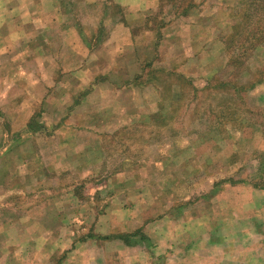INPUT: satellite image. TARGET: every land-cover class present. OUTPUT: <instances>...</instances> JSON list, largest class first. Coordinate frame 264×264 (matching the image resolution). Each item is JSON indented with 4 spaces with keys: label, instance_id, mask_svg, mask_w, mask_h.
<instances>
[{
    "label": "rangeland",
    "instance_id": "rangeland-1",
    "mask_svg": "<svg viewBox=\"0 0 264 264\" xmlns=\"http://www.w3.org/2000/svg\"><path fill=\"white\" fill-rule=\"evenodd\" d=\"M73 6L0 0V264H74L87 240L110 264L115 239L100 237L136 229L150 242L122 243L150 264L158 234L145 226L162 218L182 238L196 219L194 238L162 236L157 250L264 264V193L250 191L264 189V0H160L117 60L91 67L95 47L63 28L100 9L74 17ZM221 179L250 186L241 202ZM202 226L232 241L211 247Z\"/></svg>",
    "mask_w": 264,
    "mask_h": 264
},
{
    "label": "crops",
    "instance_id": "crops-1",
    "mask_svg": "<svg viewBox=\"0 0 264 264\" xmlns=\"http://www.w3.org/2000/svg\"><path fill=\"white\" fill-rule=\"evenodd\" d=\"M78 1H81V2H78ZM73 2H74V6H75V3H78L74 8V11H73L74 13H72L74 17H76L77 14L83 15V16L89 15V13L93 10V7L95 6V2L98 3V9H100L99 10L100 13L97 14V18L90 17V15L88 18H86L87 23H90L92 25H83V23L81 22L78 24L74 23L70 26H66L65 28H63V34L65 33L72 34V35L78 34V40L80 42H84V41L86 42L87 40L93 45V46L91 45L92 47H95L93 48L94 57H91V58L89 57L90 58L89 60H92L91 63L89 62V65L91 67L94 65H104L105 63H109L111 59L116 58L117 60L121 56L120 53L124 51V46H126V44L128 45V44L133 43L134 28L137 29L140 27L141 29H145V22H146L148 14H150L152 11H155V9L158 8L160 0H110L108 3L110 4L112 3L120 9V13L118 14H112L108 12L109 7L105 6L106 0H72V3ZM105 9L107 10V12ZM179 18H184V17L179 16ZM87 29L88 31L90 30L91 32L88 34V35L91 34V37L89 39H86L83 36L84 33H87L86 32ZM137 30L141 31L139 29ZM140 63L141 61L139 60L132 61V64H136V66H139ZM119 67L120 65L118 66V68ZM120 71H118V73ZM89 76H90L89 81L91 82L92 76L90 74ZM99 78L101 80L100 83L107 81L105 79V76H102ZM92 85H95V84L93 83ZM248 187L250 186L243 184V182H239L233 185L232 184L225 185L224 189L231 190L232 196L235 195V200L241 202L242 196L241 194H237V192L238 191L241 192V190L247 191ZM250 191H255V193L259 195H261V193H264V189H258V188H253V190H250ZM221 194H223V190L221 191ZM216 196H218V194ZM256 197H257L256 198L257 201L255 202V204L259 207H263L264 200L261 197H258V196ZM233 214L235 215V219L237 221L241 220L242 216L240 214L237 215V212L236 213L233 212ZM194 221L196 222V219L191 220L188 218L184 220V223L186 224L187 222V224L189 225V231H188V234L186 235V237L188 236L189 240H192L194 238V235L192 233V226H193L192 223ZM176 222H172V220H167V219L162 218V219L156 220L155 222H153V224H146L145 226L146 228H151L154 232H156V234H158V241L153 245H154V249L156 250V252H160V257H164L165 259L174 260V261L175 259H178L179 264H190L189 261L195 258L197 259V261L201 259L203 261L202 262L203 264H222L224 262L229 264L231 261L234 264H237V263L240 264L241 262L248 264L246 261L245 262L243 261V259L240 257L241 256L240 254L238 255V253L234 251H230V250L226 252L225 254L222 253L220 255H219V252L213 253L203 248L197 249V250L196 249L188 250L186 248V251L189 253H185L184 255H175L176 250L171 249L172 246H167L168 249L161 248L157 250L158 246L160 247L164 246L163 245L164 242L161 241L162 236H164L165 238H170L169 244H171V240L174 239L176 235H179L181 239L185 240L186 247L190 245L189 243L190 241L187 240L186 237L182 238L183 234L181 232L179 233L178 230L176 232L174 231V227L175 225H177ZM167 223L172 224V225L168 226ZM257 224L258 223L255 222L254 224L255 229H257ZM217 231H218V234L215 230L210 232L207 227H203V226L196 228L194 230V232L198 234L197 236H199V234L200 236H202L203 234L207 233L205 240H207L210 243L209 245L211 247H212V244H218L221 242V245H222V243H224L225 241H228V242L232 241V239L231 240L225 239L220 230H217ZM161 233L165 235H161ZM259 233L260 231L258 230L248 232L247 234L249 236L246 237V239H248V242L249 241L253 242L255 236L258 238L260 237V234H262V233L260 234ZM217 235H220V236L222 235V237L217 239ZM159 237H160V240H159ZM159 241H160V244H159ZM113 242L117 248L114 250H111V253H109L108 255L105 254L106 257L109 258L110 264H147L146 259H150V257H152V255H150V257H148V255H145L146 253H150V251L142 252L141 249L139 248L137 249V247L125 246L122 243V240L120 239H115ZM206 242H203V246H206ZM232 246H234V243H232ZM262 248H263L262 245H259V246L256 245L254 247L247 248V249H257L259 252H261ZM182 251L183 250H179V252H182ZM190 251H193V252L190 253ZM219 251L221 252V250ZM156 255H157L156 257H158L157 253ZM73 257H74V260H73L74 264H98V262L100 261V258L98 257V246L96 245L95 242H93V240H87L86 242H83L82 244L76 247V251H74ZM156 257L155 256L153 257L150 264H156L153 261Z\"/></svg>",
    "mask_w": 264,
    "mask_h": 264
},
{
    "label": "trees",
    "instance_id": "trees-1",
    "mask_svg": "<svg viewBox=\"0 0 264 264\" xmlns=\"http://www.w3.org/2000/svg\"><path fill=\"white\" fill-rule=\"evenodd\" d=\"M257 82H260V81L257 80L255 82H253V85H255ZM224 182H230V183L236 184V183L244 182V181L243 180H232V179H227V180L221 179L219 182H216L215 184H213V186L217 187L219 184L224 183ZM100 238H102V239H120L126 245H134V244L139 243L142 240L145 242L149 241L148 236L140 229H136L135 231L129 232V233L113 234L112 236L105 235V236L100 237Z\"/></svg>",
    "mask_w": 264,
    "mask_h": 264
}]
</instances>
